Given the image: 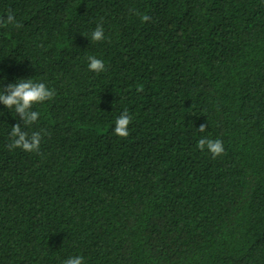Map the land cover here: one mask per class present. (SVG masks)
I'll list each match as a JSON object with an SVG mask.
<instances>
[{
  "label": "trees",
  "instance_id": "16d2710c",
  "mask_svg": "<svg viewBox=\"0 0 264 264\" xmlns=\"http://www.w3.org/2000/svg\"><path fill=\"white\" fill-rule=\"evenodd\" d=\"M9 12L0 86L55 96L28 127L0 103V264H264V0H0ZM17 123L38 153L8 149Z\"/></svg>",
  "mask_w": 264,
  "mask_h": 264
},
{
  "label": "clouds",
  "instance_id": "9594fccd",
  "mask_svg": "<svg viewBox=\"0 0 264 264\" xmlns=\"http://www.w3.org/2000/svg\"><path fill=\"white\" fill-rule=\"evenodd\" d=\"M142 22H148L150 17L148 15L141 16ZM14 26L16 28L22 27V25L16 20L15 15L11 12L6 18H0V27ZM88 37L87 35H85ZM89 38V37H88ZM92 42H101L104 40V30L102 25H98L97 28L91 33L89 38ZM88 68L90 71L101 73L105 71L104 61L96 58L95 56H89ZM2 83V82H0ZM0 103L6 106L11 112L14 110L15 116L22 119L24 126L28 127L35 124L40 113L33 110L34 105L43 104L44 102L51 100L55 96V92L50 90L43 82H34L33 79L21 78L16 83L8 84L7 87L0 86ZM132 122V117L128 111L125 110L115 121V127L113 134L127 139L130 135L129 125ZM206 125H201L198 129L200 132L206 131ZM11 142L7 145L9 150L22 149L25 152L38 153L42 140L41 132H33L29 134L22 130L21 125L17 123L12 127L10 133ZM197 147L203 151L207 149L212 158L215 159L224 153L223 142L219 139H208L202 137L199 139ZM64 264H84V258L82 256L70 257L64 261Z\"/></svg>",
  "mask_w": 264,
  "mask_h": 264
}]
</instances>
